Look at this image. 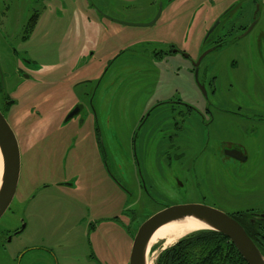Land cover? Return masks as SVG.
Returning a JSON list of instances; mask_svg holds the SVG:
<instances>
[{"label": "rangeland", "instance_id": "rangeland-1", "mask_svg": "<svg viewBox=\"0 0 264 264\" xmlns=\"http://www.w3.org/2000/svg\"><path fill=\"white\" fill-rule=\"evenodd\" d=\"M27 1L21 0L19 36L0 38V108L21 148L18 195H28L14 222L18 226L23 218L27 224L17 244L11 243L15 249L45 241L53 249L52 260L59 264H105L128 258L140 225L165 204L158 190L152 189L159 206H151L146 215L139 167L146 175L145 184L155 183L172 203L196 199V191L190 192L188 186L201 183L209 189L204 193L207 203L219 209L264 210L263 136L254 135L246 142L251 160L244 166L204 157L200 140L187 148L182 162L166 148L170 137L156 128L151 133L150 128L140 130L134 143L131 139L146 99H152L148 106L153 98L179 92L187 101L203 105L198 82L204 85L210 60H220L219 66L226 65L232 75L225 85L231 91H223L222 96L235 98L246 110L252 108L243 70L252 62L264 74L260 59H250L259 49L257 42L264 48V0L257 4L252 0H40L35 4L40 6L37 22L22 40L26 16L34 11V6L25 5ZM254 10L258 22L253 30L237 44L207 55L199 66L198 81L193 64L213 47L223 33L222 25L236 19L232 31L238 34L253 22ZM157 15L153 24H145ZM172 48L177 51L171 53ZM21 56L30 64L23 65ZM233 59L241 62L238 74L230 66ZM15 63L21 70L14 68ZM84 79L92 82L78 83ZM252 83L260 87L258 75ZM5 98L14 103L6 105ZM78 101L84 109L65 122ZM199 138L203 139L202 131ZM55 149L62 151L58 162ZM51 171L56 175L50 177ZM30 192L35 196L28 204ZM14 213L7 211L4 220L13 222ZM173 244L153 242L152 263Z\"/></svg>", "mask_w": 264, "mask_h": 264}, {"label": "flooded vegetation", "instance_id": "flooded-vegetation-1", "mask_svg": "<svg viewBox=\"0 0 264 264\" xmlns=\"http://www.w3.org/2000/svg\"><path fill=\"white\" fill-rule=\"evenodd\" d=\"M38 1L40 0H29L27 2H24L26 3L25 5L34 6V11L30 15L26 16V22L23 25V30L20 35L22 40H25L30 35L31 30L34 28L37 22L38 17H36V14L40 13V6L36 7L35 4ZM252 1L254 4H257V0ZM231 9L227 10L223 14V16L228 15ZM255 10L252 20L253 22L257 20L258 17V13ZM244 12L245 10H242L240 12V16L237 19H241V16H243ZM240 19L238 21H240ZM21 20V0H0V38H2V36L6 37L11 35L19 36V26ZM220 22L221 20L218 21L214 28L210 29L209 32H212L216 27H218ZM237 23L238 22H236L235 19L232 20L228 25L223 24V33L220 34L219 37L214 41L213 47L208 49L196 62H194L193 71L198 81L199 66L202 63V60L206 58L207 55H209L214 50H221L227 44H237L239 39H242L244 36L248 35L256 25L255 23L254 27L250 31H248L249 27L252 25L251 23L242 32L234 34L236 32L232 30L236 28ZM230 34L232 35L229 37L228 35ZM257 43L259 49L256 50V53H252L250 59L259 58L264 69V48L259 47V42ZM176 51V49L172 48L170 52L174 53ZM183 55L186 57L188 56L186 53H184ZM119 56L120 55H117L112 61H110L108 68L109 66H112L114 64L113 62L117 58H119ZM20 60L23 65L30 64V61L25 56H21ZM219 64L220 60H210L209 64L206 65V68L204 69V85L201 84L200 81L198 82V85L203 93V105L197 102L187 101L179 94V92H174L168 97L153 98V101L150 102L148 106L147 101H151L152 99H146V101H144L142 104V106L144 105L142 110H140L139 114L137 115L138 118L134 121L135 127L132 128L133 134L131 136V139H133V143L135 142L136 138H138L140 130L145 131L150 128L148 133H151V131L156 128L160 129L162 132L164 131V135L167 138L170 137V139H168L166 148L169 150V154L174 155L181 161L182 158H184L187 148L193 146L195 141L200 140L204 145V157H207L208 155L214 161L216 159V161L219 162H229L232 165L241 166H244L247 164V162H250L251 152L248 149L246 142H250L248 140L254 135H260L264 137V74L260 75L255 64H253L252 62H249L247 64L246 69L244 68V79H248L246 87L248 90H250L248 92V96H250L249 98L253 101L251 102L252 108L246 110V107H244L242 104H239V101L235 98H226L225 96H222L223 91H227L228 93H230L231 91V88H226L225 85L231 81L232 75L226 65L221 64V66H219ZM240 65L241 62L238 59H233L230 62V66L235 74L239 73L238 70L242 67ZM14 68L21 70L20 64L15 63ZM151 75L154 78L152 85L153 87L155 74L151 73ZM255 75L259 76L260 87L252 83L253 77ZM103 76L104 75H102L101 78L97 80L96 87L99 88ZM226 76L230 79L226 80ZM91 82V79H84L83 81H79L78 83L89 84ZM146 83V86H151V83ZM230 85L232 87L233 83L231 82ZM2 87L4 88L3 85ZM3 101L6 105H11L14 103L13 99L9 100L5 98L3 99ZM90 101L93 104V97ZM245 105L249 106L248 103H246ZM76 107H78L79 110L72 118L80 114V112L84 109L85 104L82 101H78L76 105L71 109V111ZM68 115L65 118V122L72 119L70 118L67 120ZM149 121H151V123H149ZM99 131L100 130L98 128V132ZM201 131L203 132L202 140L199 138ZM191 133L194 136H192ZM98 140L105 153V145L100 139V136ZM133 149L135 150V148ZM200 153L201 151L199 149L197 151L195 150L194 154H196L195 156H197ZM53 154L55 157V162H58L60 156L62 155V151L59 149H55L53 151ZM262 160L264 161V154L262 156ZM151 167H153V164ZM139 171L141 173L140 176L142 177L141 179L144 184L143 187L145 189L146 195V215L149 214L151 206H159V201L153 197L152 189L158 190L160 199L165 202V204L160 206V208H158V210L153 214L167 206L179 204L172 203L170 202V200L168 201L166 199V196L164 195L161 196L160 190L155 183L153 185L151 184L150 186L145 184L146 175H143L141 167H139ZM53 175H56V173L51 171L49 173V176L51 177ZM192 181L194 182V180ZM190 184L191 186H188V188L190 192L196 191V199L188 201L185 200L180 203L200 202L208 204L206 201L208 194H204L206 190H209L208 187L205 188V190L201 183ZM45 186H49V184H46ZM188 188L186 192L188 191ZM18 189L19 188L17 186L14 198L7 209V211L11 209L13 210V212H16L14 213L15 217H13V222L4 220L7 211L0 218V264H57L58 262L55 263V261L52 260L53 249L50 246L46 245L45 241L27 244L22 248L16 249L15 246L11 245V243H14V241L15 244H17L27 227V224L23 218L21 219V222L18 226H16V224L14 223L17 219L18 213L20 212L21 206L24 204L23 199L28 196L21 193H19L18 195ZM197 191H201V193H198ZM30 193L31 197L29 196L28 204L31 203L32 196H35V193ZM33 212L35 211L33 210ZM263 213L264 210L253 207L239 209L235 208L230 212L231 215H236L238 217L239 222L246 228L249 234L251 229L255 225H264V216L262 215ZM130 261L131 254L128 256V258H124L123 261L115 262L108 260L105 262V264H130Z\"/></svg>", "mask_w": 264, "mask_h": 264}, {"label": "water", "instance_id": "water-1", "mask_svg": "<svg viewBox=\"0 0 264 264\" xmlns=\"http://www.w3.org/2000/svg\"><path fill=\"white\" fill-rule=\"evenodd\" d=\"M158 16L159 15H157L153 21L145 24H153ZM256 22L257 20L252 23L248 31L254 27ZM122 23L128 24L127 22ZM78 110V107L73 109L69 113L67 120L72 118ZM0 151L3 158V175L0 185L1 218L14 198L21 172V152L19 141L15 131L1 109ZM262 215L264 216V213ZM189 217L198 219L206 224L205 227L198 230H215L229 237V239L237 247L240 254L249 264H264V253L236 217L215 206L200 202L170 205L149 216L140 225L135 235L131 250L130 264H153V261L149 258V244L155 231L167 223L182 221Z\"/></svg>", "mask_w": 264, "mask_h": 264}, {"label": "trees", "instance_id": "trees-1", "mask_svg": "<svg viewBox=\"0 0 264 264\" xmlns=\"http://www.w3.org/2000/svg\"><path fill=\"white\" fill-rule=\"evenodd\" d=\"M233 216L238 219L236 215ZM250 235L264 253V225H255ZM153 264L249 263L229 237L215 230L203 229L187 234L161 251Z\"/></svg>", "mask_w": 264, "mask_h": 264}, {"label": "bare ground", "instance_id": "bare-ground-1", "mask_svg": "<svg viewBox=\"0 0 264 264\" xmlns=\"http://www.w3.org/2000/svg\"><path fill=\"white\" fill-rule=\"evenodd\" d=\"M2 175L3 158L0 151V185L2 182ZM205 226V223L193 217H189L182 221L167 223L155 231L150 240L149 248L151 250V247H153V242H159L160 240H164L166 244L176 243L181 237H184L192 231L201 229Z\"/></svg>", "mask_w": 264, "mask_h": 264}]
</instances>
